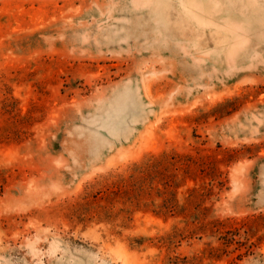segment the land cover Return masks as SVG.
<instances>
[{
	"label": "rangeland",
	"instance_id": "obj_1",
	"mask_svg": "<svg viewBox=\"0 0 264 264\" xmlns=\"http://www.w3.org/2000/svg\"><path fill=\"white\" fill-rule=\"evenodd\" d=\"M0 264H264V0H0Z\"/></svg>",
	"mask_w": 264,
	"mask_h": 264
}]
</instances>
